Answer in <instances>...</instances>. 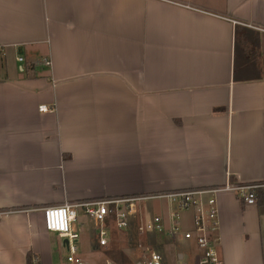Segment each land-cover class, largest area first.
<instances>
[{"label": "crops", "instance_id": "obj_1", "mask_svg": "<svg viewBox=\"0 0 264 264\" xmlns=\"http://www.w3.org/2000/svg\"><path fill=\"white\" fill-rule=\"evenodd\" d=\"M0 55V264H69L44 206L264 183V0H0ZM216 198L224 264H264V197ZM136 207L105 246L79 208L84 264H148Z\"/></svg>", "mask_w": 264, "mask_h": 264}, {"label": "built area", "instance_id": "obj_2", "mask_svg": "<svg viewBox=\"0 0 264 264\" xmlns=\"http://www.w3.org/2000/svg\"><path fill=\"white\" fill-rule=\"evenodd\" d=\"M22 60L23 57H19ZM47 105H40L42 111L48 110ZM264 183L226 182L223 185L211 188L189 189L167 192L153 196L167 197L176 201L180 209L194 208V229L183 230L178 222L169 229L171 236L181 234L186 240H194L202 252L201 264H224L223 259L216 248L217 239L214 232L219 228L218 204L216 195L219 192H236L246 204H254L257 201V189ZM148 197L149 196H145ZM142 197V198H145ZM136 196L107 197L92 199L82 202L48 205L42 208L45 228L50 232H56L62 238L68 240L66 260L69 264H84V260L78 255V233L73 227L77 218V210L82 208L96 223L98 228V242L100 246L108 243L110 233L107 229L109 221L114 222L119 229H126L130 223V216L137 213L135 202L142 199ZM12 210L0 211V216L10 213ZM174 218L179 217L176 211L172 213ZM147 231L162 232L165 225L160 216H153L145 222ZM110 264V263H108ZM148 264H167L162 253L152 250L149 252Z\"/></svg>", "mask_w": 264, "mask_h": 264}, {"label": "rangeland", "instance_id": "obj_3", "mask_svg": "<svg viewBox=\"0 0 264 264\" xmlns=\"http://www.w3.org/2000/svg\"><path fill=\"white\" fill-rule=\"evenodd\" d=\"M2 63H4V55H0V64H2ZM21 64H24V63L21 62ZM35 64L37 66H38V64H43V66H41V67L38 66V69L45 68L44 63H42L41 61L36 62ZM164 201L168 202L170 209H171V213H174L176 211L179 213V217L173 218V220H175V219L179 220L180 214L185 211V208L180 209L178 207L177 202L172 201L169 198H167V199H165V198L164 199H161V198L160 199H149V200L143 199L140 201H136L135 203L140 208L141 212L145 214L146 218H148V217L151 218V216H154L155 214H159V213H157V210H159V208H158V205H156V204H158L160 202H164ZM77 212H78V217L80 219L81 218V210L78 209ZM148 219H146L145 221L143 220V224H141V225H143V229L145 228L144 227L145 222ZM180 224H181L180 226L183 230H185V228L188 227L186 224L182 223V221L180 222ZM111 225H114V223L112 221H109L108 227H107V229L109 231L111 230L110 229ZM134 225H135V223L131 224V220H130L128 228L129 229L133 228ZM168 232H169V229H167L166 227L164 228V230L162 232H159L157 234V236L159 235L158 236V244L152 246L153 249L158 250V251L162 252L164 255H166L168 264H184L183 262L180 263V261H179L180 259L178 258L177 251H182L185 253H187L189 251V252H191L190 256H193V257L197 253H199V249L196 246L191 245V243H193L192 241L184 239L181 236V234H177L176 236L173 237V236L169 235ZM53 233H56V232H53ZM138 249H139L138 251H143V249H146V248L145 247H139ZM62 252H63V254L67 255V251L65 250V248H63ZM188 257L186 258V261H187ZM194 261H195V259H194ZM193 264H194V262H193Z\"/></svg>", "mask_w": 264, "mask_h": 264}, {"label": "trees", "instance_id": "obj_4", "mask_svg": "<svg viewBox=\"0 0 264 264\" xmlns=\"http://www.w3.org/2000/svg\"><path fill=\"white\" fill-rule=\"evenodd\" d=\"M257 196L259 198H263L264 197V189L263 188H258L257 191ZM27 264H40L39 261L37 259H35L32 255V253L28 254V259H27Z\"/></svg>", "mask_w": 264, "mask_h": 264}]
</instances>
